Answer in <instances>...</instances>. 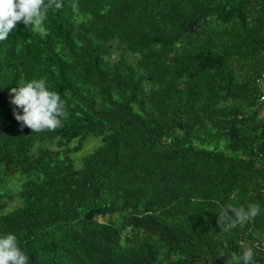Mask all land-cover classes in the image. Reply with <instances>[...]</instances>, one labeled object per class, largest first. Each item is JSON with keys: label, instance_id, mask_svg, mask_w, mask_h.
<instances>
[{"label": "trees", "instance_id": "1", "mask_svg": "<svg viewBox=\"0 0 264 264\" xmlns=\"http://www.w3.org/2000/svg\"><path fill=\"white\" fill-rule=\"evenodd\" d=\"M72 3L45 38L20 23L0 42V234L30 264H226L264 244V0ZM33 78L66 101L55 132L13 114ZM217 200L261 214L225 231Z\"/></svg>", "mask_w": 264, "mask_h": 264}, {"label": "clouds", "instance_id": "2", "mask_svg": "<svg viewBox=\"0 0 264 264\" xmlns=\"http://www.w3.org/2000/svg\"><path fill=\"white\" fill-rule=\"evenodd\" d=\"M64 0H0V42L7 39L23 23L39 37L48 35L44 27L48 10L63 7ZM72 8L79 7L73 0ZM10 103L15 107L13 114L21 127H28L34 133L55 132L63 126L69 116L65 99L58 91L51 90L43 78H33L27 83H19L11 89ZM21 109L22 111H18ZM218 212V224L225 231L244 226L261 214L260 205L249 203L247 207L223 204L214 201ZM259 245H241L239 253L228 256L221 251L219 256H227L226 264H254L255 249ZM0 264H30V257L21 248L14 233L0 234Z\"/></svg>", "mask_w": 264, "mask_h": 264}, {"label": "rangeland", "instance_id": "3", "mask_svg": "<svg viewBox=\"0 0 264 264\" xmlns=\"http://www.w3.org/2000/svg\"><path fill=\"white\" fill-rule=\"evenodd\" d=\"M101 142V139L100 138H97V137H91L86 145H85V148L83 149L82 152H80L79 154H77L75 157L77 159V164L78 165H81L82 164V161L79 160V157L82 155V154H85V153H89L90 151H92L95 147H97ZM80 161V162H79Z\"/></svg>", "mask_w": 264, "mask_h": 264}, {"label": "built area", "instance_id": "4", "mask_svg": "<svg viewBox=\"0 0 264 264\" xmlns=\"http://www.w3.org/2000/svg\"><path fill=\"white\" fill-rule=\"evenodd\" d=\"M258 82H260V84L263 87V93L260 96V100L264 101V70H263L261 76L258 78ZM262 193H263V196H264V178H263ZM257 244L259 245V247L257 249H259V250L260 249H264V244L256 243L255 245H257ZM258 264H260V263H258Z\"/></svg>", "mask_w": 264, "mask_h": 264}]
</instances>
